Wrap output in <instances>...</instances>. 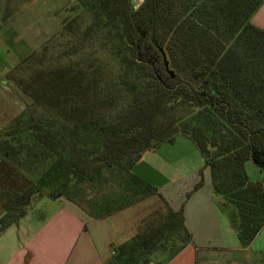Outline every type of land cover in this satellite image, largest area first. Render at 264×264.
<instances>
[{"label":"trees","instance_id":"trees-1","mask_svg":"<svg viewBox=\"0 0 264 264\" xmlns=\"http://www.w3.org/2000/svg\"><path fill=\"white\" fill-rule=\"evenodd\" d=\"M75 1L82 13L64 26L82 42L74 51L101 36L115 67L90 57L46 65L35 52L17 67L41 65L15 79L31 104L0 133V236L43 187L50 190L38 197L71 199L72 181L118 169L140 188L131 171L143 155L183 134L210 169L214 194L236 209L242 247L250 246L264 228V180L250 182L245 168L252 160L264 171V29L252 22L264 0ZM85 16L92 22L82 28ZM30 161L46 163L37 180L22 173ZM166 208L159 225L114 246L106 264H149L167 233L181 238L175 256L191 238L183 212Z\"/></svg>","mask_w":264,"mask_h":264},{"label":"crops","instance_id":"crops-1","mask_svg":"<svg viewBox=\"0 0 264 264\" xmlns=\"http://www.w3.org/2000/svg\"><path fill=\"white\" fill-rule=\"evenodd\" d=\"M39 1L34 0V5ZM43 4L6 21L13 24L7 26L13 28L14 44L26 58L36 51L38 37L49 33L38 23L40 17H33ZM252 22L264 29V4ZM2 51L0 61L6 59ZM11 70L0 71V131L24 110L21 94L16 89L9 90L13 84L6 77ZM203 162V166L192 169L174 168V176L168 162L160 163L157 172L165 184L158 194L164 205L183 212L185 230L191 239L175 256L163 263L151 260L149 264H264V228L250 246L242 247L232 226L237 212L223 197L214 194L210 169L204 159ZM52 200L40 203L36 210L35 206L31 208L19 224L0 236V264H106L114 246L135 236L131 207L112 208L114 202L104 199L88 207L67 197ZM122 211L129 217L120 222L118 214Z\"/></svg>","mask_w":264,"mask_h":264},{"label":"rangeland","instance_id":"rangeland-1","mask_svg":"<svg viewBox=\"0 0 264 264\" xmlns=\"http://www.w3.org/2000/svg\"><path fill=\"white\" fill-rule=\"evenodd\" d=\"M143 1L132 0V4L137 8ZM35 3L34 0H0V50L3 49L2 54L6 58L0 61V71L4 68H12L6 77L13 84L9 90L14 91L16 89L21 94L24 109L31 104V99L17 86L15 79H28L30 73L40 68L41 65L35 59L33 60L34 63L31 61L32 68L26 63L22 70H16L27 56L17 50V45L14 44L13 39L14 30L12 27L7 26L8 24H13L11 22L7 23L6 21L8 19L12 21L14 17L20 14L32 12L37 5L43 4L42 9L35 12L33 17L39 16L40 22L38 23L42 27H46L49 32L44 36L40 35L38 37V47L35 51L36 57L40 58L43 64H69L71 61L84 60L90 57L96 60L99 59L102 63L112 68L115 67L111 53L107 46L105 47L104 45L106 39L101 36L94 35L90 37L83 44L85 47L74 51L75 48H79L82 45V42L77 40V37H74L69 32H65L64 26L82 13L75 0H40L36 5H34ZM91 22V18L85 16L82 20V28L90 25ZM9 126L0 131V133L7 130ZM162 162H168L173 176L175 174L174 168L186 166L192 169L197 166H203L204 164L203 157L192 138L180 134L173 142H164L155 150L146 152L138 162V165L136 164L137 166L132 169L131 174L144 182V184H140V188H137L138 186L130 182L127 178V173H122L118 169H110L96 182H83L78 184L76 181H72L68 193L71 199H75L76 202L84 204L87 207L90 204L93 206L96 202L104 199V202H114L112 208L117 207L118 209L122 204H124V208H133L134 212L130 214V219L135 222L134 233L136 236L138 233L145 231L149 226L159 225L163 220V216L167 213V208L162 203L161 196L159 194L149 195L151 191L150 186L157 188L158 193L164 189L162 185L165 182L157 172ZM45 166L46 163L44 164L41 161L35 162V164L31 162L28 164V167L22 168V173L32 180H37L45 170ZM245 168L250 182H263L264 171L252 160L246 163ZM49 190L43 187L42 191L35 196L31 208L35 206L34 209L36 210V207L42 202H54L48 196H45ZM41 194L45 195L38 197ZM127 213L123 211L119 212L118 217L120 222L123 219H128L129 214ZM229 214L230 216L232 215L230 212ZM165 237L168 240L162 241L160 249L153 254L151 260L163 263L171 256L173 250L177 249L182 243L179 235H169L167 233Z\"/></svg>","mask_w":264,"mask_h":264},{"label":"water","instance_id":"water-1","mask_svg":"<svg viewBox=\"0 0 264 264\" xmlns=\"http://www.w3.org/2000/svg\"><path fill=\"white\" fill-rule=\"evenodd\" d=\"M164 58H165V65H166V68L168 69V68H169V64H168V62H167L165 56H164ZM170 74L174 77V73H173L172 71H170Z\"/></svg>","mask_w":264,"mask_h":264}]
</instances>
